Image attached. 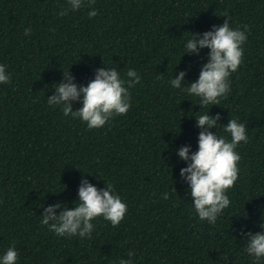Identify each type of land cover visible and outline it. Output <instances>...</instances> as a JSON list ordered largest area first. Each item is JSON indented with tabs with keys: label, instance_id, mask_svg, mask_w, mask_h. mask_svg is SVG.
<instances>
[{
	"label": "trees",
	"instance_id": "obj_1",
	"mask_svg": "<svg viewBox=\"0 0 264 264\" xmlns=\"http://www.w3.org/2000/svg\"><path fill=\"white\" fill-rule=\"evenodd\" d=\"M67 7L0 0V64L11 79L0 84V257L14 245L17 264H119L129 251L133 264H253L246 235L264 232V0H95L91 8L85 0L60 16ZM225 12L231 28H249L242 63L226 98L201 109L171 80L181 71L182 88L198 80L210 50L188 55L186 42L222 26ZM101 68L122 80L138 73L126 115L88 129L48 104L62 72L86 87ZM208 112L221 117L213 134L230 141L224 127L237 119L249 141L236 148L239 178L215 224L199 219L180 176L188 162L177 155L198 151L196 118ZM82 179L98 190L110 184L128 210L117 227L96 218L90 239L58 237L42 225L44 211L72 210Z\"/></svg>",
	"mask_w": 264,
	"mask_h": 264
},
{
	"label": "clouds",
	"instance_id": "obj_2",
	"mask_svg": "<svg viewBox=\"0 0 264 264\" xmlns=\"http://www.w3.org/2000/svg\"><path fill=\"white\" fill-rule=\"evenodd\" d=\"M85 0H67L68 7L60 11V16L70 11H77L84 6ZM95 0H88L91 8ZM97 11L92 8L88 12L89 18L96 17ZM225 21L222 26H214L211 31L203 34H192L185 45V54L199 55L200 50L209 49L208 62L200 70L197 81L187 88H182L186 72L171 80L173 88L186 91L188 95L199 98L201 109L209 105H219L221 98H226L230 91L229 78L242 63L243 48L246 43L247 25L243 31L230 27L227 12L223 13ZM31 29L25 30V36L31 34ZM184 54V55H185ZM70 69V68H69ZM69 69L62 72V80L54 86V94L48 98L50 106H62L64 116H71L82 120L88 129H99L114 116L126 115L130 108L129 89L140 83V77L135 70L127 72V80L120 78L119 72L113 69L101 68L96 70L95 78L88 85L78 87L74 83ZM11 82L6 74L5 66L0 64V84ZM126 85V86H125ZM79 102L82 107L73 110L72 104ZM197 127L201 130L198 137V151L190 153L187 146L177 152L180 160L188 162V166L180 171L181 178L190 186V194L196 213L201 221L215 224L220 214L229 207L230 200L225 194L238 180L237 167L241 157L236 152L237 146L243 142L247 144V126L237 119H230L224 131L230 134V141L210 131L217 128L220 115L211 116L208 113L200 115ZM79 202L72 210L66 205L56 203L45 209L41 223L47 226L58 237L91 238L94 231L93 221L103 217L113 227L120 225L127 212L126 203L115 195L109 184L104 190H98L87 179H82L78 190ZM168 199V193L164 194ZM63 210L56 215L57 210ZM264 228V224L261 225ZM248 244L245 249L248 256L253 257V264H260L264 260V232L246 235ZM129 259H120L119 264H133L135 252H128ZM18 253L15 246L9 247L0 264H17Z\"/></svg>",
	"mask_w": 264,
	"mask_h": 264
}]
</instances>
